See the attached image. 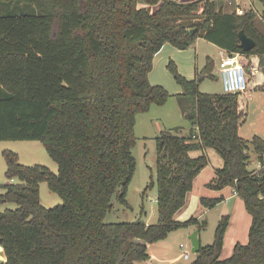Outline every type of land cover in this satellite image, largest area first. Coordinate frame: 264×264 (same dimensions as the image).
<instances>
[{
	"label": "trees",
	"instance_id": "1",
	"mask_svg": "<svg viewBox=\"0 0 264 264\" xmlns=\"http://www.w3.org/2000/svg\"><path fill=\"white\" fill-rule=\"evenodd\" d=\"M263 5L264 0H258ZM257 45L244 52L239 33ZM193 32V33H192ZM202 38L228 55L259 57L264 74V31L258 15L225 12L214 0H0V142H41L58 174L40 165L24 166L4 151L6 177L0 204V244L5 264H136L149 260V248L179 229L207 227L197 218L176 221L195 178L215 150L224 166L206 185L231 187L252 217L247 245L221 259L230 217L220 221L212 245L202 246L194 264H264V140L250 144L263 167L249 170L250 146L240 136V94L199 91L211 77L182 76L168 66L183 88L177 100L192 122L188 136L164 131L156 138L158 222L105 223L115 201L130 207L128 189L136 171V117L171 95L149 82L155 56L165 44L184 51ZM17 181L13 183V181ZM46 182L63 205L46 209L40 184ZM224 201L202 198L214 209Z\"/></svg>",
	"mask_w": 264,
	"mask_h": 264
},
{
	"label": "rangeland",
	"instance_id": "2",
	"mask_svg": "<svg viewBox=\"0 0 264 264\" xmlns=\"http://www.w3.org/2000/svg\"><path fill=\"white\" fill-rule=\"evenodd\" d=\"M216 1L222 2L224 11L229 13L233 11L240 13L239 9L241 10L240 14L253 10L258 15L260 29L264 31V20L260 18L263 14V5L258 0H231L230 3L223 0ZM223 57L225 55L218 47L204 39H198L193 46L184 51L176 49L171 44H165L154 58L153 69L148 76L149 82L151 85L164 87L171 97L165 105H152L149 112L137 115L134 130L136 145L133 149L137 166L127 195L130 207H125L115 201L114 210L106 216L105 223L140 221L148 225L157 224V187L148 188L152 182L156 183L157 180L156 138L164 131H171L179 136H188L193 127L192 122L183 115L176 97L183 93V88L176 82L168 66L173 62L178 72L190 80L195 78L196 70L202 75L207 66V60L210 58L214 62V68L211 77L206 76L200 83L199 91L203 94L223 95L224 89L219 74V63ZM246 63L244 60L240 75L243 92L240 94L239 103L242 104L240 111L244 113L240 135L249 143V155L251 158L249 170L252 171L257 168L258 160L250 142L255 136L262 139V136H264V89L257 87V83L261 82V76L252 74L249 68L246 67ZM7 150L18 154L19 162L24 166L40 165L48 168L51 173L58 174V165L51 159L41 142L1 141L0 193H4L3 186L12 184L6 177L7 167L3 158V152ZM218 157L221 156L218 155ZM16 182V180L13 181V183ZM39 189L41 204L44 208L53 209L63 205V199L58 194L51 192L46 182L41 183ZM238 200L236 198L230 203H221L214 209L205 208L208 211H202L205 214L200 216L199 221L207 224L206 229L201 232V237L199 238L202 246L214 243L220 221L224 216L236 214V210L238 211L236 201ZM201 207L204 208L203 206ZM15 208L16 205L13 203L0 204V213L7 209ZM239 219L241 220L240 215L236 222H240ZM234 227L238 229L240 224L234 225ZM196 231V228L191 226L189 231L187 229H179L172 232L164 242L160 241L150 247L148 261L137 262L136 264H194L196 257L192 252L193 247L189 237ZM248 235L249 233L246 237V244L249 242ZM240 238L244 240L243 236ZM182 244L185 246L184 248L181 247ZM229 249L230 247L226 246L221 259L226 260L233 255V251ZM186 254L190 256V260L184 258ZM0 264H5L4 250L1 244Z\"/></svg>",
	"mask_w": 264,
	"mask_h": 264
},
{
	"label": "crops",
	"instance_id": "3",
	"mask_svg": "<svg viewBox=\"0 0 264 264\" xmlns=\"http://www.w3.org/2000/svg\"><path fill=\"white\" fill-rule=\"evenodd\" d=\"M199 39H202V38H199ZM219 50L224 55H228L225 51L221 50L220 48H219ZM243 57H244L243 62H244V60H245V62H247L246 67L249 68V71H251L252 74L261 76V82L257 83V87H259V88L262 87L264 89V74L259 68V62H260L259 57H257V56H253L250 58H247L245 56H243ZM208 59H210V58H208ZM197 71L198 70H196V72ZM195 78H196V76H195ZM194 79H190V80H194ZM241 109H242V104L239 103V110H241ZM241 113L244 115L243 112H241ZM240 127H241V125H240ZM240 131H241V128L239 129V132ZM262 137L264 139V136H262ZM203 153H205L207 155V157L209 158V164L195 178L194 184H193V190L188 195V198H187V204L181 211H179L176 214L175 219H176V221H179V222H185V221H187L193 217L197 218L199 220L200 216L205 214L202 211L203 210L208 211L207 209L201 207L202 205H201L200 201L202 198L209 197L210 199H217V198L223 197L224 201L222 203H230L234 199L238 198L239 200L236 201L238 204V211L236 210V214H234V215L232 214V216H229L230 217V224H229L226 236H225L224 248H223V251H224L226 246H229L230 247L229 250L234 252V248L237 244L247 245L245 243V241H247L246 237H247V234L249 233V229L252 225V217L246 211L245 204H244L243 200L236 194V192L234 191L233 188L227 187L221 191H212V190H209L208 188H206V185L208 183H210L216 177V171L223 168L224 161H223L222 157H218L219 154L215 150L210 149V148L205 149L203 152L202 151L191 152L190 156L192 158H198ZM259 166H260V163L257 161V168L255 170L259 171V169H260ZM247 214L249 217L247 216ZM239 215L241 216V220L239 219L240 222H238V221L236 222V220H238ZM237 224H240V228H238V229H236L234 227V225H237ZM189 229H187V230L189 231ZM200 234L201 233L198 232L199 238L201 237ZM230 236H231V241H230ZM241 236H243L244 240H241V238H240ZM248 237H249V235H248ZM164 241L165 240H163L161 242H164ZM186 260H190V256H189V259H186Z\"/></svg>",
	"mask_w": 264,
	"mask_h": 264
},
{
	"label": "built area",
	"instance_id": "4",
	"mask_svg": "<svg viewBox=\"0 0 264 264\" xmlns=\"http://www.w3.org/2000/svg\"><path fill=\"white\" fill-rule=\"evenodd\" d=\"M223 1L230 3L231 0ZM239 12L241 13L240 10ZM243 59L244 57L241 54L225 55L221 59L219 63V74L221 76L224 94H242L243 88L240 75L243 69ZM259 167V170L263 168L261 165ZM181 247L184 248L185 246L182 245ZM184 258L189 259V255L186 254Z\"/></svg>",
	"mask_w": 264,
	"mask_h": 264
},
{
	"label": "water",
	"instance_id": "5",
	"mask_svg": "<svg viewBox=\"0 0 264 264\" xmlns=\"http://www.w3.org/2000/svg\"><path fill=\"white\" fill-rule=\"evenodd\" d=\"M239 40H240V47L244 52H249L253 50L257 45L256 41L253 38L247 36L244 31H241L239 33ZM189 239L193 247L192 252L196 255L202 247L199 239L198 231H196L193 235H191Z\"/></svg>",
	"mask_w": 264,
	"mask_h": 264
}]
</instances>
